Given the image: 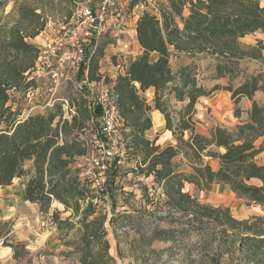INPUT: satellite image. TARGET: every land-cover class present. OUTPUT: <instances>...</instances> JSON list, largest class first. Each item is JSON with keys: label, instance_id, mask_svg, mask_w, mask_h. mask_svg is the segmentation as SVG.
Wrapping results in <instances>:
<instances>
[{"label": "trees", "instance_id": "1", "mask_svg": "<svg viewBox=\"0 0 264 264\" xmlns=\"http://www.w3.org/2000/svg\"><path fill=\"white\" fill-rule=\"evenodd\" d=\"M6 3L1 1L0 7ZM42 9L38 3L26 0L14 6L16 16L12 20L0 16V187L25 178L24 198L39 204L42 213L58 202L66 211H72L73 217H80L82 230L75 251L79 252L81 264H113L106 216L96 214L95 197L81 181L80 169L75 165L77 157L91 151L83 138L91 120L84 100L69 97L70 103H76L71 119L64 118V105L59 102L46 111L25 116L14 106V93L28 96L37 86L31 72L39 59V48L31 40L47 27L48 18ZM136 23L143 51L129 61L125 74L119 75L114 85L124 120L121 131L125 148L140 158L138 163L146 177L153 175L163 189L167 208L180 214V218L173 219L179 231H195L204 250L201 264H220L223 250L229 252L236 245L246 260L262 264L264 217L240 220L229 207L203 203L184 187L190 183L198 191H210L220 183L248 204L264 207V163L256 159L264 153V104L254 97L258 91L264 94V71L249 74L243 66L263 63L264 43L259 40L250 45L242 41L257 31L264 33V6L260 0H168L160 16L146 11ZM175 55L193 61L175 71ZM201 58L211 60L210 78L227 77L229 83L211 90L198 83L197 61ZM92 77L96 78L93 71ZM242 77L235 86L234 81ZM149 87H155L154 108L166 117V127L176 137L175 145L161 147L145 136L153 125L148 115L152 106L140 91ZM215 90L231 92L238 118L242 116V97L252 100L249 117L232 129L216 126L210 136L196 133V102ZM172 99L189 102L177 112L172 108ZM188 130L192 135L186 139ZM218 148L225 152L216 151ZM179 155L185 160L177 162ZM204 155L218 159L219 168L213 170ZM117 168L116 164L111 166V178ZM253 179L260 184L252 183ZM53 219L57 222L59 213L54 212ZM117 221L112 218L110 224ZM65 223L74 226L70 219ZM173 233L172 229L156 227L148 241L167 242ZM213 248L216 254L210 253Z\"/></svg>", "mask_w": 264, "mask_h": 264}, {"label": "rangeland", "instance_id": "2", "mask_svg": "<svg viewBox=\"0 0 264 264\" xmlns=\"http://www.w3.org/2000/svg\"><path fill=\"white\" fill-rule=\"evenodd\" d=\"M4 1V0H0ZM4 7H0V16H9L12 20L16 13L13 8L26 0H5ZM40 5L44 14L48 18V24L60 21L70 15L79 3L87 0H27ZM264 5V0H260ZM144 7L137 10L135 6ZM142 5V6H141ZM168 5V0H135V3L127 4L122 1L125 22L129 16L139 15L141 11H150L158 16ZM136 12V13H134ZM262 40L264 43V33L257 31L249 34L245 38L246 44L256 45ZM40 36L31 40L39 47ZM184 55H179L177 59H172V67L175 71L179 66L187 62ZM248 68L247 72L252 74L257 70L264 71V61L262 64L251 62L244 63ZM198 83L211 77L206 74L202 66ZM211 72V71H210ZM243 80L236 79L234 85L238 86ZM229 82L223 81V86ZM211 85V84H210ZM44 86V85H43ZM45 88V87H44ZM40 90L38 95L23 96L14 93V106L20 109L23 115L46 111L45 103L47 91ZM42 93V95H41ZM61 94L66 97L72 95V88L64 86ZM219 94V108L216 111L208 110V116L199 119L198 128L210 129L215 123L221 122L230 125L232 128L248 119L247 108L252 105V100H244L239 107L242 109L241 119L235 117V104L228 94ZM255 100L264 104V94L262 91L255 95ZM62 102L61 100L56 103ZM65 109V107H64ZM66 111V109H65ZM178 112V109L175 108ZM73 112H65V117L71 119ZM209 121V122H207ZM91 121H88L84 139L91 136L89 128ZM124 137V135H123ZM125 138V137H124ZM261 140H259L260 143ZM126 145V143H124ZM218 151V149H215ZM257 161L264 163V154L258 156ZM206 156L204 155V161ZM139 157L134 156L126 148L124 165L117 168L112 178L109 172L103 177L104 184L100 188H94L90 181L82 179L84 185L92 190L97 204V215L106 216L105 227L107 238L111 244L110 254L115 258L113 264H201L203 257V247L199 244V239L194 230H189L185 234L179 231V224L173 219L180 218V214L167 208L163 189L156 183L152 176L141 179L142 167L138 163ZM178 162V160H176ZM89 159L82 157L76 160V166L80 173L89 165ZM113 181H112V180ZM11 187H0V264H81L79 252L75 251L78 238L81 235L82 227L79 224L80 217H73L72 211H66L63 205L54 202L48 212L42 213L40 206L27 202L23 195V182L15 180ZM254 183V181H252ZM255 184V183H254ZM203 203L212 206L229 207L233 216L240 220L253 219L254 217H264V207L248 204L247 201L237 197L236 193L228 187L215 185L210 191L197 190L196 187L184 189ZM39 205V204H38ZM54 212L59 213V220L53 219ZM94 215V216H97ZM117 219L115 225L110 224L111 219ZM70 219L74 224L70 227L65 220ZM184 221V219H182ZM62 222V223H60ZM264 225V224H263ZM172 229L174 235L167 242L154 241L149 243L148 237L154 228ZM238 245L231 248L229 252L223 250L220 256V264H260L250 262L245 259L243 253L237 249ZM211 254H216L215 249L209 250ZM8 252V253H6ZM206 264H208L206 262ZM264 264V260L263 263Z\"/></svg>", "mask_w": 264, "mask_h": 264}, {"label": "built area", "instance_id": "3", "mask_svg": "<svg viewBox=\"0 0 264 264\" xmlns=\"http://www.w3.org/2000/svg\"><path fill=\"white\" fill-rule=\"evenodd\" d=\"M122 1L135 3V0H87L79 3L70 17L47 23L38 35L41 37L39 59L31 72L37 86L28 96L38 95L42 89L46 93V90V98H49L46 109L55 107L56 101L61 100L59 103L66 109L64 112L75 113L76 103H70L69 97L61 94L62 87L69 86L72 95L84 100L91 112V136L86 139L91 151L83 156L90 162L80 178L90 181L94 188L104 184L103 177L113 164L124 165L126 152L121 131L124 120L116 102L115 86L104 75L93 78L91 71L102 39L108 34L120 36L125 33ZM141 179L145 180L146 175Z\"/></svg>", "mask_w": 264, "mask_h": 264}, {"label": "crops", "instance_id": "4", "mask_svg": "<svg viewBox=\"0 0 264 264\" xmlns=\"http://www.w3.org/2000/svg\"><path fill=\"white\" fill-rule=\"evenodd\" d=\"M147 1L150 2V0H147ZM135 8H137V10L138 9L143 10L144 7L140 8V7H138V5H136ZM134 13H136V12H134ZM143 13H144V11H141V13H139V15L137 14L134 16H132V15L129 16V18L126 21V30H125L124 34H122L120 36H113V35L108 34L102 39V41L100 42L99 48L97 50V53L95 55V58L93 59V64H92V66H93L92 71H93L96 78H101L102 75H104L107 78V81L113 83V86H114L116 81H117L118 76L125 74V71H126L125 67L129 63V61H131L132 59L141 55L143 50H142V47L140 45L139 39H137V30H136L137 23L136 22H137L138 18ZM188 13H189V11H188V9H186L185 14H188ZM247 36H249V35H247ZM247 36L242 38L243 42H245V38ZM40 40H41V37H40ZM246 43H249V42H246ZM177 57L178 56L175 55V56H173L172 59L176 60ZM187 60L188 61L185 64L191 63L193 61L192 59H187ZM210 63H211V60L204 59V58H201L200 60L197 61L198 68L200 66H202L204 68V70H205L204 72L206 74H208V73L211 74V72L213 71V68L209 69ZM223 81H228V78L226 77V78H221V79H213V78L206 77L205 80H203V79L201 80V84L206 89L211 90L216 85H222L223 86ZM136 85H138V84L136 83ZM138 86H140V85H138ZM258 92H260V91H258ZM258 92L256 94H258ZM140 93L146 98L148 103H150V105L152 106V109L149 111L148 115L151 116L153 125L150 128V130L146 131L147 132L145 135L146 138L148 140H152V141L155 140V144L159 145L161 147H165L168 144L175 145L176 144V137L174 135V132L166 127V117L159 110L154 108V100L153 99L155 96V87H149L148 90L140 91ZM218 93L224 95V97H227L225 95L228 94L229 97L231 98V92L224 91V90H215V91H212L211 94H209L207 96H200L198 98V101L196 102V105L194 108V114H193L194 115V122H195L194 127L196 130V133L199 132V133H202L203 135L210 136L212 129L216 126H221V127L227 128V129H232V126H230V125L227 126L221 122L215 123V125L210 127L209 130H207L206 128L204 130H202V129L200 130L198 128V123H199L198 120L208 116L209 115L208 114L209 109H212V111H211V113H212L213 111H216L217 108H219V105H221V103L219 102L220 100H219V94ZM246 99L250 100L248 97H242L240 104ZM232 101L234 102L233 98H232ZM188 102H189V99H186L184 101H181V100L178 101V100L172 99L171 104H172V108L174 110L176 108V109H178V111H180L181 108L183 106H185ZM251 106H250V108H251ZM250 108H247L246 113H248ZM241 111H242V109H241ZM242 116H243V113H242ZM241 117H239V118L236 117V119H241ZM248 117H249V113H248ZM207 122H209V121H207ZM238 124H240V123H238ZM191 135H192V131L188 130L185 132V138L186 139H188ZM218 151L223 153V152H225V149L224 148H218ZM261 154H264V153H261ZM82 157L83 156L77 157V158L81 159ZM175 160H178V161L183 160L184 161L185 159H184L183 155H179L176 157ZM205 162L209 163L211 165V167L213 168V170L218 169L220 166V161L216 158L212 159V158H209L208 156H206ZM152 178L154 179L153 175H152ZM15 180L22 181L24 183L23 189H25V185H26V183H25L26 179L25 178H16ZM15 180H14V182H15ZM252 181H254L255 184H260V181L257 179H253ZM215 185H222V186L228 187L227 185H223L220 183H215L214 186ZM7 187H11V186H7ZM186 187L192 188L195 186L193 184L186 183L184 189ZM23 195H24V190H23ZM29 203L39 207V205L37 203H32V202H29ZM56 203H58V202H56ZM59 205H62V204L58 203V206ZM6 253H8V252H6Z\"/></svg>", "mask_w": 264, "mask_h": 264}]
</instances>
